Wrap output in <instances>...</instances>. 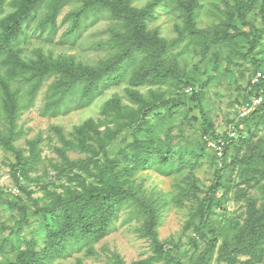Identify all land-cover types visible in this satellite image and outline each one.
Here are the masks:
<instances>
[{"label":"trees","instance_id":"16d2710c","mask_svg":"<svg viewBox=\"0 0 264 264\" xmlns=\"http://www.w3.org/2000/svg\"><path fill=\"white\" fill-rule=\"evenodd\" d=\"M72 2L78 3L77 7L61 19L62 23H68L65 35L71 39L75 40L81 34L88 18L94 21L102 15L112 20L106 30L110 33L108 40L99 44L110 51L107 58L95 65L75 62L68 56L55 61L38 51L35 57L22 58L19 43L25 38L30 22L38 21L37 29H48L52 35L58 29L57 19L62 9ZM199 2L179 1L184 24L178 28L176 38L166 40L156 29L149 28V22L155 16L156 3L136 7L134 0H0V102L10 124L6 131L0 130V145L16 155L17 163L12 166V173L19 191L30 195L21 185V181L26 180L27 171L20 153L12 145L15 137L13 128L16 117L34 101L44 82L52 76L56 78L48 87L42 114L58 115L64 111L67 100L75 96L80 104L88 105L104 89L122 82H126L124 93L130 102L124 104L119 97L105 102L101 112L111 117L116 128H107L103 133L104 140H97L95 144L88 142L93 140L88 136L90 131L99 134L92 120L75 127V141L60 135L66 149L78 148L95 159L94 174L86 165L87 176H91L93 181L87 183L86 176L73 175L68 179L77 182L76 188L68 186L61 194L49 193V201L43 206L36 204L34 210L14 200L8 201L9 209L17 215L12 214L13 223L7 228L9 233L3 234L0 248L9 246L10 252L16 255L15 259L0 261V264H52L66 258L81 245L90 247L104 237L117 214L126 207L132 209V216L141 217L142 235L152 243L153 258L163 264H180L172 254L173 246L166 248L165 243L158 240L155 203L133 188L131 177L135 171L151 166L155 159L163 167L172 162H176L179 168L196 166L200 155L194 150L190 153L196 158L192 163L190 159L185 160L182 150L161 149L160 146L164 145L156 143L152 136L154 124L151 119L169 117L180 106L182 111L189 108L184 100L186 96L191 99V107L198 108L201 114L199 126L204 143L221 146V168L216 181L203 198L196 197L200 218L199 223L193 225L195 244L200 241L204 248L192 264H208L219 238L223 240L219 245L221 260L227 264H235L236 256H251L257 263L264 264V202L259 209L251 204L243 223L235 218H224L217 229H211L209 223L215 209L222 207L217 189L222 186L226 170L236 169L243 182L264 181V0L227 1L222 18L205 28L196 25ZM6 4L12 8L11 11L5 12ZM44 8V16L38 18ZM184 39L195 41L202 55L212 46L225 48L228 64L235 57H241L252 67L240 109L252 97L260 96L261 102L245 117L238 112L237 119L230 121L225 133L216 132L212 119L206 117L201 106L205 85L213 76L202 82L191 72H181L176 66L175 54L171 50ZM214 58L216 69L221 59L219 52L214 53ZM258 72L261 77L252 83ZM164 84H174L177 89H182L185 96L166 97L155 89L144 95L138 90L145 85ZM124 131H130L132 141L120 151L118 158H109L105 151L107 144ZM230 131H233L232 135ZM34 145L31 143L32 151ZM193 189L196 191L197 186ZM33 216L38 219L32 221ZM23 225L32 228L31 238L21 234ZM115 264L122 262L117 260Z\"/></svg>","mask_w":264,"mask_h":264},{"label":"rangeland","instance_id":"374dc122","mask_svg":"<svg viewBox=\"0 0 264 264\" xmlns=\"http://www.w3.org/2000/svg\"><path fill=\"white\" fill-rule=\"evenodd\" d=\"M179 1L181 0H134L133 4L136 7H143L147 3H156L155 16L150 20L149 28L156 29L159 36L171 40L178 36V28L184 24L178 8ZM227 1L230 0H200L196 25L205 28L216 23L218 18H222ZM77 5L78 3L72 2L64 6L57 19L58 29L52 35H49L48 29L45 31L37 29L38 21H31L26 29L25 38L19 43V48L22 49L21 57H35L38 51L51 56L55 61L68 56L75 62L86 65H95L106 59L110 51L99 44L108 40L110 36L106 31L112 22L109 17L101 15L94 21L88 18L85 28L75 40L65 35L68 23H62L61 19ZM11 10L12 8L6 4L5 12ZM44 14L45 8L39 12L38 18H42ZM215 52L221 55L220 64L216 69ZM171 53L175 54L179 71L191 72V75H195L202 82L213 76L205 85L201 106L206 117L212 119L216 132L225 133L230 121L237 119L245 93L244 88L251 75L252 67L249 61L235 57L233 62L228 64L226 49L216 46H212L205 55H202L198 44L189 39L181 40ZM55 79L52 76L43 83L34 101L28 103L19 117H16L13 128L15 137L12 145L20 153L27 177L30 179L26 177V180L21 181V185L30 192V195L19 191L15 185L12 173V166L17 163L15 153L0 145V241L3 234L9 233L7 228L13 223V212L9 209L8 201L14 200L19 205L24 204L30 210H34L36 204L43 206L49 201V193L61 194L68 186L76 188L77 182H70L68 179L73 175L86 176L87 183L93 181L91 176H87L86 165H89L88 169L94 174L95 159H91L89 154L82 153L78 148L66 149L60 141V135L66 140L75 141L77 137L75 127L92 120L99 134L90 131L88 136L93 140L88 142L95 144L97 140H104L103 133L107 128L109 130L116 128L111 117L101 112L105 102L119 97L124 104H130L124 93L126 82H122L104 89L88 105L80 104L75 96L67 100L66 106L63 107L64 111L58 115L42 114L48 87ZM138 88L144 95L155 89L166 97L180 94L185 96L182 89H177L174 84L145 85ZM187 98L186 96L184 100L189 108H184V111L180 106L169 117L151 119L154 124L152 136L156 143L161 142L164 145L160 146L161 149L167 147L182 150L185 160L190 159L192 163L196 160L190 155L194 150L195 154L200 155L196 166L179 168L176 162H172L163 167L155 159L151 166L135 171L131 177L133 188L155 203L158 240L164 242L166 248L173 246L172 254L180 260V264H192L204 248L200 241L195 244L196 233L193 231V225L198 224L200 218L196 209V197H204L210 186L215 183L216 175L221 168L219 151L204 143L205 138L199 126L201 114L198 108L191 107V99ZM2 108L0 102V130L6 131L10 124ZM131 141L130 131L118 134L115 140L106 146L108 157L118 158L120 151ZM31 143H35L33 151ZM222 178V186L217 189V197L221 198L222 207L218 206L212 214L209 221L211 229L219 228L224 218H235L243 223L248 217L251 204L259 209L264 202V181L243 182L238 177L236 169L226 170ZM193 186H197L196 191H193ZM131 210L123 208L112 222L109 232L93 242L90 247L83 244L66 258L55 260L52 264H115L117 260L122 264H163L162 261L153 258L152 243L142 235L143 221L141 217L132 216ZM37 219V216L32 217V221ZM32 232L31 227L23 225L21 231L23 236L31 238ZM222 242V238H219L218 246L208 264H227L221 260L222 252L219 245ZM2 250L0 248V261L15 259L16 253H11L9 246ZM235 260V264H261L251 256H236Z\"/></svg>","mask_w":264,"mask_h":264},{"label":"built area","instance_id":"2783aa9c","mask_svg":"<svg viewBox=\"0 0 264 264\" xmlns=\"http://www.w3.org/2000/svg\"><path fill=\"white\" fill-rule=\"evenodd\" d=\"M260 77H261V73L258 72L256 74V76L253 78L252 83H256ZM260 102H261V97L260 96L259 97H252L250 102H246L242 106V108L239 111L240 112L239 115L241 117L247 116L248 114H250L256 108V106L258 104H260ZM229 134L232 135L233 134V131H230ZM209 145L215 147L219 151V154H220L221 146H215L212 142H209Z\"/></svg>","mask_w":264,"mask_h":264}]
</instances>
